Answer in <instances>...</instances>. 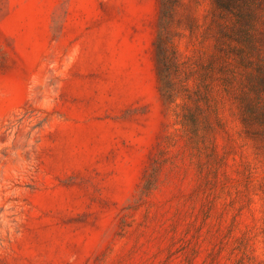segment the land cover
Masks as SVG:
<instances>
[{
	"label": "rangeland",
	"instance_id": "374dc122",
	"mask_svg": "<svg viewBox=\"0 0 264 264\" xmlns=\"http://www.w3.org/2000/svg\"><path fill=\"white\" fill-rule=\"evenodd\" d=\"M185 2L204 23L212 0ZM160 8L0 0V264L264 260V154L229 113L205 144L177 124L157 71Z\"/></svg>",
	"mask_w": 264,
	"mask_h": 264
},
{
	"label": "trees",
	"instance_id": "16d2710c",
	"mask_svg": "<svg viewBox=\"0 0 264 264\" xmlns=\"http://www.w3.org/2000/svg\"><path fill=\"white\" fill-rule=\"evenodd\" d=\"M193 14L192 2L161 0L154 46L166 105L189 139L204 144L226 131L229 113L264 154V0H212L202 24ZM184 38L210 50L186 56Z\"/></svg>",
	"mask_w": 264,
	"mask_h": 264
}]
</instances>
